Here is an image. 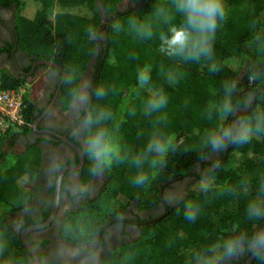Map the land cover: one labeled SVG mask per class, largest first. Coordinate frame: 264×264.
<instances>
[{"label":"trees","instance_id":"16d2710c","mask_svg":"<svg viewBox=\"0 0 264 264\" xmlns=\"http://www.w3.org/2000/svg\"><path fill=\"white\" fill-rule=\"evenodd\" d=\"M122 1L0 0L1 7H12L18 48L62 71L64 105L79 90L95 55L89 110L110 113L106 126L121 156L127 157L103 171L110 192L86 198L84 213L61 237L80 244L132 200L140 209L151 208L160 201L161 188L185 179L182 197L168 205L166 215L109 250L100 264H197V254L211 256L212 246L229 237L240 238L249 253L248 261L240 264H264V252L257 258L247 248L248 238L264 230V218L250 219L247 212L250 201L264 200V132L247 144L229 143L220 151L207 143L208 130L264 110V0H222L224 17L217 22L212 56L199 60L161 51V35L183 23L173 0H129L132 8H117ZM212 64L216 71L210 70ZM141 72L150 77L143 87L138 82ZM25 81L0 68L1 88H17ZM97 87L105 91L102 98L94 95ZM160 92L167 97L166 106L146 113L148 99ZM226 99L234 111L221 121L219 109ZM32 108L28 101V125L0 139V264L34 263L9 219L28 206L31 191L26 184L37 177L41 162L34 144L13 149L19 134L31 130ZM153 135L171 140V147L162 165L150 168L145 160L149 182L136 186L132 179L138 169L132 158L144 153ZM84 168L86 180L92 175L88 155ZM201 179L210 183L206 192L198 186ZM187 201L199 206L194 221L185 218Z\"/></svg>","mask_w":264,"mask_h":264},{"label":"flooded vegetation","instance_id":"af4514ba","mask_svg":"<svg viewBox=\"0 0 264 264\" xmlns=\"http://www.w3.org/2000/svg\"><path fill=\"white\" fill-rule=\"evenodd\" d=\"M13 31L12 7L0 6V68L24 78L28 96L31 84L37 82L32 80L37 74L41 83L40 97L29 100L34 116L31 130L19 134L13 149L21 151L34 144L40 150L41 162L37 177L26 184L31 191L28 206L13 212L9 216L10 222L20 232V237L26 231V239L41 264H100L106 253L117 244L131 241L138 236L143 225L166 215L168 205L173 204L169 201L182 197L186 180H173L170 187L161 188L160 201L151 208L140 209L132 200L122 213L109 218L99 230L97 228L92 238L80 244L65 241L60 236L65 213L79 209L86 198H96L107 183L106 176L104 173H92L84 180L87 154L83 138L78 136V126L85 109L74 111L71 101L64 105L60 98L62 71L51 64L41 63V60H34L19 49ZM94 59L95 55L79 80V90L86 91L90 98L88 109ZM157 214V217H152ZM248 254L244 247L241 254L233 257L235 262L228 259L224 264L248 261ZM31 258L35 264L32 255Z\"/></svg>","mask_w":264,"mask_h":264},{"label":"clouds","instance_id":"9594fccd","mask_svg":"<svg viewBox=\"0 0 264 264\" xmlns=\"http://www.w3.org/2000/svg\"><path fill=\"white\" fill-rule=\"evenodd\" d=\"M173 5L178 13L183 17V23L179 26H171L169 35H161V51L168 55H180L185 59L199 60L202 56L211 58L212 39L214 37L218 19L224 17V6L222 0H173ZM163 11L158 9V12ZM151 35L150 30L147 31ZM211 71H216V65L210 66ZM150 77L146 72L138 75V82L141 87L148 83ZM70 82V80H69ZM105 91L102 87L94 89V95L102 98ZM89 95L83 90H74L71 96V107L74 111L84 108L85 115L80 120L78 136H82L84 151L91 162L90 171L94 174H102L105 169L111 168L113 162L123 163L126 156H121L120 145L114 139L112 132L106 126L110 113L104 109L89 110ZM167 104V97L163 92L150 96L145 111H159ZM233 105L226 99L220 107L219 119L224 120L233 114ZM264 132V110H256L251 115H241L232 124L224 126L221 124L216 129L207 132V143L214 151L226 148L229 143L247 144L254 137ZM171 140L160 135L150 137L144 153L137 154L132 158V163L136 165L137 172L132 179L136 186H144L149 182V173L143 168L145 160L150 168L163 164ZM199 188L207 191L210 183L206 179H201ZM175 203V200L169 201ZM199 206L191 201L185 203V218L194 221L196 219ZM250 219L264 218V200L250 201L247 207ZM244 248L240 238L229 237L222 244L213 245L210 249L212 255L205 256L197 254V264H223L226 259H231L242 253ZM248 251L257 258L264 252V230L257 231L247 241Z\"/></svg>","mask_w":264,"mask_h":264},{"label":"built area","instance_id":"2783aa9c","mask_svg":"<svg viewBox=\"0 0 264 264\" xmlns=\"http://www.w3.org/2000/svg\"><path fill=\"white\" fill-rule=\"evenodd\" d=\"M26 90L25 85L7 89L0 87V139L28 125L25 118L29 101Z\"/></svg>","mask_w":264,"mask_h":264},{"label":"rangeland","instance_id":"374dc122","mask_svg":"<svg viewBox=\"0 0 264 264\" xmlns=\"http://www.w3.org/2000/svg\"><path fill=\"white\" fill-rule=\"evenodd\" d=\"M133 6H134V4L131 1H129V0H123L121 2V4H120V8H122V9H124V8H132ZM28 11H30V10L28 9ZM38 79H39L38 74L32 79L33 81L34 80H37V82L32 83L31 86H30V92H29L28 98L31 101L32 100H36L41 95V83H39V80ZM30 81H31V79L29 80V82ZM102 189L103 190L98 193L100 195V197H101V195L103 196V195H105V193L110 192V189L108 187V183H105V185L103 186ZM86 203H87V201L84 200L82 202V204H81V206H80L79 209L74 210V211H72V210L71 211H67L65 213L63 219L61 220V226H63L64 224L66 225V227H64V228L61 227L60 232H61L62 235H66V232L68 231V229H70V226L74 224V221H76V218L80 214L84 213V210L86 208ZM138 210H139V208H138ZM157 216H158V214L157 215H154L152 217H157ZM164 216H165V214L162 215L161 217L156 218L154 221H158V220H160Z\"/></svg>","mask_w":264,"mask_h":264},{"label":"water","instance_id":"95a60500","mask_svg":"<svg viewBox=\"0 0 264 264\" xmlns=\"http://www.w3.org/2000/svg\"><path fill=\"white\" fill-rule=\"evenodd\" d=\"M118 8V7H117ZM105 17H103V22L105 23ZM41 63H46V64H51L53 66H56V64H53L49 61H40ZM57 67V66H56ZM37 227V226H36ZM35 227V228H36ZM34 228V227H33ZM21 241L23 243V245L26 247V249L31 253V255L34 258L35 264H41L40 260L36 254V252L34 251V249L32 248L31 244L28 242V240L26 239V231H23V233L21 234Z\"/></svg>","mask_w":264,"mask_h":264}]
</instances>
